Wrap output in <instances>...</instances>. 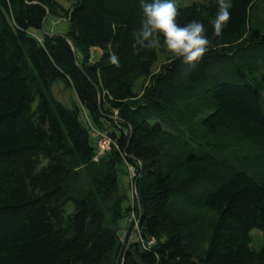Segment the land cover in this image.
I'll use <instances>...</instances> for the list:
<instances>
[{"label":"trees","instance_id":"1","mask_svg":"<svg viewBox=\"0 0 264 264\" xmlns=\"http://www.w3.org/2000/svg\"><path fill=\"white\" fill-rule=\"evenodd\" d=\"M216 12L178 8L211 49L152 73L165 48L133 54L140 0H0V264H264V244L250 247L252 230L264 238V0H231L220 36ZM49 17L67 30L37 37ZM131 214L138 240L129 227L121 241Z\"/></svg>","mask_w":264,"mask_h":264},{"label":"clouds","instance_id":"2","mask_svg":"<svg viewBox=\"0 0 264 264\" xmlns=\"http://www.w3.org/2000/svg\"><path fill=\"white\" fill-rule=\"evenodd\" d=\"M217 12L211 21L213 32L220 36L231 17V0H215ZM142 21L135 34L133 54L151 50L160 44L183 64L195 68L210 51L212 42L204 24L197 19L181 25L177 22L175 0H140ZM118 65V58L112 57Z\"/></svg>","mask_w":264,"mask_h":264},{"label":"rangeland","instance_id":"3","mask_svg":"<svg viewBox=\"0 0 264 264\" xmlns=\"http://www.w3.org/2000/svg\"><path fill=\"white\" fill-rule=\"evenodd\" d=\"M75 1L76 0H55V2L59 5V7L65 10L70 9ZM202 2H204V0H175L177 8H183L193 3H202ZM67 28H68V22L65 20V18L60 17L55 19L53 17H49L43 28V32H35V35L39 37L40 35H43V33L62 34L67 30ZM87 54L89 58V63H93L99 58L101 52L98 49H89ZM173 57L174 56L171 53H169L166 49H164L163 51L158 50L157 60L152 65L151 72L152 73L158 72L160 66ZM76 58L81 59V56H77ZM146 83L147 82H144L142 79L138 80L137 83L135 84V92L140 94L143 85H146ZM52 87H53L51 88L52 95L56 100L60 101L61 103L70 106L72 102L76 100L75 95L73 93H69L62 83H59L58 85H54ZM66 92L69 93V95ZM63 93H65L64 96L61 95ZM57 98L66 99V100L63 101ZM124 170L125 172L122 171V174H120L121 177L119 179V191L121 194L127 196L128 204L130 206L133 204V197H134V191L132 186V177L134 174H133V169L131 167H124ZM135 223H136L135 217L133 214H131L130 216H126V218L123 220L121 225V231H120L121 241H124L125 237L127 236L126 233L129 230L128 229L129 227H132L130 236L128 238L129 242L138 240L139 234ZM250 238H251V243H250L251 249L253 251L258 252L264 244V238L262 237L261 233L256 229L250 232Z\"/></svg>","mask_w":264,"mask_h":264},{"label":"built area","instance_id":"4","mask_svg":"<svg viewBox=\"0 0 264 264\" xmlns=\"http://www.w3.org/2000/svg\"><path fill=\"white\" fill-rule=\"evenodd\" d=\"M91 134L96 138V148H97V156H100L106 152L111 150V146L113 145L109 137L105 134L99 133L96 130L92 129ZM136 225V223H135Z\"/></svg>","mask_w":264,"mask_h":264},{"label":"water","instance_id":"5","mask_svg":"<svg viewBox=\"0 0 264 264\" xmlns=\"http://www.w3.org/2000/svg\"><path fill=\"white\" fill-rule=\"evenodd\" d=\"M44 22H45V20H44ZM73 51H74V48H73Z\"/></svg>","mask_w":264,"mask_h":264}]
</instances>
